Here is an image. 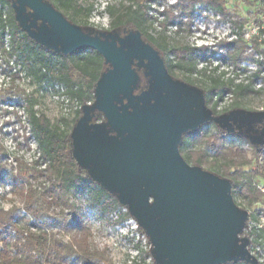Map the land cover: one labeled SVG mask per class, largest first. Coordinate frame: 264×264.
Segmentation results:
<instances>
[{
    "label": "trees",
    "instance_id": "16d2710c",
    "mask_svg": "<svg viewBox=\"0 0 264 264\" xmlns=\"http://www.w3.org/2000/svg\"><path fill=\"white\" fill-rule=\"evenodd\" d=\"M39 1L59 12L84 35L106 42L116 40L118 47L131 57L133 66L143 65L137 71L139 80H144L149 66H152L151 71L156 72L163 86L160 89L166 90L161 98L151 100L152 105L165 106L164 96H167L168 88L185 98L188 105H196L194 115L187 113L192 122L176 136L180 157L198 181H207L218 190L224 188L233 205H236L235 197L264 200V195L253 184L254 177L264 174L261 165L257 164L252 177L246 178L241 172L254 165L264 153V111L246 110L241 105L242 99L257 93L253 84L255 80L264 78V63L259 64L258 71L247 84L224 79L222 75H217L218 68L210 74L199 71L203 78L201 81L194 76L198 73L199 61L207 56V48L171 46L165 37L168 26L175 25L181 29L186 24L189 28L194 17L206 10L235 24L234 15L228 7L229 0H177L176 5L159 12L164 19L158 22L162 29L157 37L151 34V28L158 20L151 15L156 0H120L116 5H108L106 12L110 17V27L102 30H96L89 23L93 7L85 6L80 0ZM245 1L248 3L249 0ZM254 1L257 14L264 18V0ZM248 4L250 7L253 5L250 1ZM184 17L187 18L185 23ZM36 22L34 12L23 0H0V46L5 49L4 39L8 32L9 54L17 58L37 84L47 83L51 90L56 88L57 93L63 90L62 94L70 101H77L80 107L94 102L96 88L107 70L105 57L93 49L64 52L48 45L33 33L44 26L41 22L36 25ZM46 29L52 31L51 28ZM262 46L264 41H259V37L245 41L238 36L235 40L222 43V48L237 68L254 55H247L246 50L264 52ZM20 92L24 91L19 90V96ZM144 92H149V88L134 95L141 96ZM226 95H230L233 102L219 109L218 102ZM20 99L25 103L30 132L41 152L45 168L41 169L37 161L29 165L16 158V167L7 173L2 162L6 150L0 144V187L8 186L9 193L23 204V207H13L12 211L6 212L0 201V264H114L103 250L94 245L92 231L81 209L71 201L81 197L101 217L118 211L121 221L136 218L132 212L122 213L124 208H130L129 204L123 202L112 187L92 178L86 164L89 153L86 141H96L104 135L109 144L114 132L99 111L78 109L74 118L65 120L62 126L52 123L45 114L35 109L38 101L34 92L24 98L20 96ZM230 138L238 144L227 145ZM104 141L98 140L94 144L103 146ZM192 144L196 145L193 149ZM242 144L247 145L250 152ZM205 145L206 148H202ZM44 177L47 178V186L39 184ZM55 208L62 213L68 210L70 217L62 213L52 215ZM246 213V210H241L242 226L247 224ZM138 230L147 234L153 245L141 222ZM56 232L70 235V239L65 241ZM239 239L245 244L249 237L241 231ZM261 239L264 244V235L261 234L252 241V245ZM146 256L151 259L150 262L146 257H140L134 264H164L155 248L146 252ZM234 262L254 264L244 258L228 261L227 264Z\"/></svg>",
    "mask_w": 264,
    "mask_h": 264
},
{
    "label": "rangeland",
    "instance_id": "374dc122",
    "mask_svg": "<svg viewBox=\"0 0 264 264\" xmlns=\"http://www.w3.org/2000/svg\"><path fill=\"white\" fill-rule=\"evenodd\" d=\"M249 1L253 4L251 7L248 4ZM249 1L248 3H246L245 0L228 1V7L234 15L235 24L229 20H223L220 15L213 11L206 10L194 17L189 28L186 24H184L181 29L175 25L167 27L165 37L169 45H188L192 48H200L201 45H203L207 48V56L201 58L199 61L197 66L198 73L194 76V78L203 81V78L200 77L199 71H207V74H210V71L218 68L217 75H222L224 79H233L236 83L247 84L254 73L258 71L259 64L264 63L263 51L248 49L246 50V54L250 55V53H253L254 55L250 56L249 60H244L240 67L237 68L231 60L230 55H228L226 50L222 48L223 42H230L235 40L238 36H242L245 41H251L253 37H259V41H264V18H260L257 14V6H254L255 1ZM79 2L85 6L93 7L89 17V23L92 24L96 30H102L110 27V17L106 12V7L108 5H116L120 2V0H80ZM172 5H176V3H172V0H156V3L152 6L151 15L158 19L156 20L154 27L151 28V34L154 35V37H157L159 31L162 29L158 22L162 21L164 16L159 12L162 13L164 8ZM186 21L187 18L184 17V23ZM51 29L52 31L50 32V29L41 28L33 33L36 37L48 45L51 44L53 47L60 48L64 52L74 51L75 45L69 41L63 33H61L55 26ZM8 34V32L5 34V49L0 46V77H3L5 80L3 88L0 89V122L9 125L6 129L0 130V144L6 150V157L2 159V162L6 165L5 169L7 173H10L16 167V158L25 161L29 165L37 161L41 166L40 168L44 169L45 165L41 160V152L39 151L38 146L30 132L29 120L26 109L24 108L25 103H22L24 101L20 99V96L24 98L34 92L38 101L35 109L39 113L45 114L52 123L61 124L62 126L65 120L71 121L74 118L76 111L80 109V105L77 101H70L67 96L62 95V92L57 93L56 88L51 90L47 83H43L42 85L37 84L33 77L27 74L23 65L20 62H17V58L9 54L10 45ZM58 42H61L62 45H58ZM109 45L122 52L121 48L117 45L111 43H109ZM122 53L125 55V52ZM262 75L264 77V70ZM121 76L122 74L120 69L108 63L107 70L96 88V96L94 97L92 105L96 103L97 98L99 101V107L104 109L103 96L105 91L111 85L118 82L121 79ZM179 76H181V74H179ZM133 82H135V78ZM133 82L131 85L132 87L127 88L124 91V94H127L131 89H133ZM253 88L257 93L242 99L241 105L246 110L264 111V78L255 80ZM19 90L24 91L20 92V96L17 94ZM10 92L12 94H10ZM118 98L119 96H116L114 100L117 101ZM149 98L150 97L147 93L140 97L144 103H147ZM232 102V97L230 95H226L222 101L218 102V108H226L231 105ZM123 117L127 121L132 118ZM138 118L140 119V117H137V119ZM145 124L150 127L148 122H145ZM115 131L117 132V137H114L113 140L110 141L114 148L117 150L122 149L123 151V149L126 150L134 144L136 138L133 134L126 133L119 128H115ZM167 132V130L163 131V140H165V133ZM98 140L104 141L105 138L104 136H101L96 141L87 140L85 144L86 147H89L92 150L93 159L91 160L94 162L98 161V157H102L104 155L103 147H100L98 144H94V142L98 143ZM160 141L162 140L152 142V139H150L147 147L148 150L152 149V147ZM104 142L105 144L107 143L106 140ZM235 144H238V142L232 140L231 138L228 139L227 145ZM195 147L196 145H191L192 149ZM242 147L250 152L247 145L242 144ZM202 148L205 149L206 145L202 146ZM253 164L254 165L248 166L241 171L244 177H252V171L256 168L257 164L261 165L264 170V153L260 155L258 161H255ZM104 173L105 171H90L89 174L92 178L96 179ZM100 181L108 182L103 177H101ZM33 183L35 186H39V184L47 186L48 181L47 178L44 177L40 180L39 184L37 182ZM187 184L194 191L198 192L208 200H217L216 195L209 192L204 186L198 187V185L190 182ZM253 184L256 190L264 195V191H262V189L264 190V174L254 177ZM105 186L108 185L105 184ZM9 196L12 195L9 193L8 186L0 187V201L2 205L4 203L15 204V201L10 202L8 200ZM71 201L81 209L85 217V221L92 231V242L94 245L100 250H103L114 264H134V262L139 260L140 257H146L147 262L151 261V259L146 256V252H149L154 247L152 243H150L148 235H144L139 232L138 225L134 220H132V218L129 221H121L119 218L120 213L118 211L111 213L108 217H101L95 210H91L88 206V202L83 200L81 197L72 198ZM162 201L164 204H169L172 208L178 205L175 200L168 198H162ZM235 203L240 210L244 209L250 214L251 222L249 221L246 232L247 235H245V237L250 236L253 237V240H255L258 233L252 232L253 228L250 230L249 227L250 225L253 226L252 223L264 225V200L259 201L255 199H242L240 197H235ZM184 208V212L180 213L178 216L181 223L184 221L183 223L185 224L180 226L182 235L176 240L177 249H182L186 244V235L193 233L195 236H198L208 225V219L202 211L190 205H186ZM224 212L228 215H232V213H229L227 210ZM61 213L62 212L59 208H55L52 211V215L54 216L63 214L64 216L70 217V212L68 210L62 214ZM157 213L163 214L164 218L172 215L171 213L167 214L166 210L160 211V209H157ZM227 214H224V217H226ZM188 219H197V221H199L198 228L196 230L192 231L191 228L193 227L190 228V224H186ZM155 230L157 232H154V230L151 229V233H154L152 239L156 242L155 250L162 252L161 249H165L168 252L171 244L170 242L174 241H172V236L169 238L165 235L163 240L159 237L160 233H166L165 224L158 221ZM56 233L58 237L63 238L65 241L70 239V235L63 234L61 232ZM227 240L228 233L222 231L220 236L202 256V261L208 262L207 264H213L214 261L222 262L225 260H231V252L234 250V245L229 244ZM261 243L262 242L258 240V243H255L252 246L253 250L257 252L259 251V256L264 259V246ZM180 251L182 253V250ZM218 251H220L221 256L216 258V260L213 257H209V255L216 256ZM169 256H171L172 263L178 264L181 262L180 254L175 252L171 254L169 252Z\"/></svg>",
    "mask_w": 264,
    "mask_h": 264
},
{
    "label": "water",
    "instance_id": "95a60500",
    "mask_svg": "<svg viewBox=\"0 0 264 264\" xmlns=\"http://www.w3.org/2000/svg\"><path fill=\"white\" fill-rule=\"evenodd\" d=\"M23 1L34 12L37 19L36 25L41 22V24H44L43 28L45 29L55 26L75 45L74 50H96L105 57L107 64H112L120 69L122 74L121 79L111 85L104 93V109L99 107L97 98L94 105H85L82 109L101 112L114 132L113 138L117 137L115 128H119L126 133L133 134L136 140L132 146L126 150L123 149V151L122 149L117 150L111 143H109L111 146L107 143L100 146L104 149V155L98 157L97 162L91 160L93 159L92 150L87 147L86 150L89 153L87 154L86 164L90 168V171H105L96 180L101 182L100 179L103 177L108 181H102L101 183L112 187L119 194L123 202L129 204L131 212L136 216V218L132 217V219L137 223L138 228L140 222L145 226L151 239L154 234L151 233V229L157 232L155 230L157 222L161 221L165 224L166 233H160L159 237L163 240L165 235L169 238L172 236V241H174L170 242L168 252L165 249H161L162 252L156 251L164 264H177L172 263L169 252L171 254L174 252L180 254L181 262L178 264H207L208 262L202 261V256L220 236L222 231L228 233L227 241L229 244L234 245V250L231 252L232 258L231 260L222 262L214 261L213 264H226L228 261L240 258L257 264L256 259L251 256L248 250V246L250 245L249 240L246 239V243L244 244L239 239V233L246 226H242L241 223L243 220L241 218V210L233 209V203L224 188L218 190L211 187L207 181H198L197 177L187 169L178 152L179 145L176 134L187 129V126L192 122L189 121L187 113L194 115L196 105H188L185 99L176 98L177 95L173 93L172 88H168L167 96H164L166 102L164 107L152 105L150 103L151 100L154 98L158 99V97L161 98L162 92L166 91L160 89L163 86L158 81L156 72L151 71L152 66H149V71L146 74L152 82L151 88L147 92L150 98L147 103H144L140 97L146 92L141 96L134 95L139 79L131 64V57L127 52L124 55L122 49V52H120L109 45V43L115 44L116 42H106L89 35H84L59 12L39 0ZM58 45L61 46L62 43L59 42ZM134 78L135 82H133ZM132 82L134 83L133 89L124 94L127 88L132 87ZM116 96H119L117 101L114 100ZM174 98L178 99V104L182 103V105L174 106ZM130 107L132 108L131 110ZM123 116L132 118L127 121ZM137 117H140L141 120L137 119ZM145 122H148L150 127ZM166 130L168 132L165 133V140H163L162 134ZM150 139H152V142L156 140L162 141L148 150L147 147ZM189 182L198 185V187L204 186L209 192L216 195L217 200L211 201L200 195L187 184ZM151 197L154 198V202L148 206L147 202ZM162 198L175 200L178 205L172 208L169 204H164ZM186 205L202 211L208 219V225L198 236H195L193 233L186 235V244L182 249H177L176 240L182 235L180 226L185 224L183 223L184 221L181 223L178 216L184 212ZM144 207L145 209H143ZM134 209H139V211L143 209L144 211H141L143 216L137 215ZM157 209H160V211L166 210L167 214L171 213L172 215L164 218L163 214L157 213ZM225 210L232 213V215H228L224 212ZM224 214H227L226 217H224ZM246 215L248 221L249 215L248 213ZM142 218L144 221H142ZM198 222L197 219H188L186 224H190V228L193 227L191 229L194 231L198 228ZM152 241L155 248L156 242L153 239ZM242 247L246 248V253L242 251ZM180 250H182V253ZM236 252L238 255H236ZM220 256V251H218L216 256L209 255V257L215 258V260Z\"/></svg>",
    "mask_w": 264,
    "mask_h": 264
},
{
    "label": "flooded vegetation",
    "instance_id": "af4514ba",
    "mask_svg": "<svg viewBox=\"0 0 264 264\" xmlns=\"http://www.w3.org/2000/svg\"><path fill=\"white\" fill-rule=\"evenodd\" d=\"M114 42H116L115 44H117V46H118V43H117V41L116 40H114ZM140 59V58H139ZM142 67H143V65H138V66H133V69L135 70V72L137 73V75H138V70H140V69H142ZM145 78H146V80H145ZM150 82H151V80H150V77H148L146 74L144 75V80H139L138 81V85H137V87H136V89H135V91H134V93H136V94H139L141 91H143V90H145V89H150L151 88V84H150ZM179 96L177 95L176 96V98H178ZM181 98V97H180ZM183 98V97H182ZM183 99H185V98H183ZM173 100H175V101H173ZM172 101H173V105L174 106H179V104H180V106L182 105V103H179L178 104V99H173ZM92 105V104H91ZM90 105V106H91ZM153 202H154V198H150V200L147 202V204H148V206L149 205H152L153 204ZM233 209L234 210H239V208L234 204L233 205ZM126 210H127V212H131V209L130 208H125ZM143 209H145V207L143 208ZM143 209H141V211H144ZM141 211H139V209H134V212L137 214V215H139V216H143V214H141ZM140 213V214H139ZM142 221H144V219L142 218ZM243 249H242V251L244 252V253H246V248H244V247H242ZM248 248H249V246H248ZM237 251V250H236ZM237 253V252H236ZM236 255H238V253L236 254Z\"/></svg>",
    "mask_w": 264,
    "mask_h": 264
},
{
    "label": "built area",
    "instance_id": "2783aa9c",
    "mask_svg": "<svg viewBox=\"0 0 264 264\" xmlns=\"http://www.w3.org/2000/svg\"><path fill=\"white\" fill-rule=\"evenodd\" d=\"M62 93H63V90L61 91ZM63 95V94H62ZM65 96V95H64ZM68 98V97H67ZM69 99V98H68ZM70 100V99H69ZM92 103L91 102H89V103H87V104H85V105H91ZM84 105V106H85ZM83 108V106L82 107H80V109H82ZM264 186V185H263ZM262 186V187H263ZM262 191H264L263 189H262ZM123 212H127V210L124 208L123 209ZM248 213V212H247ZM248 215H249V219H248V221H247V224H246V226H245V228H244V233H245V235H247L246 234V232H247V228H248V224H249V221H250V214L248 213ZM133 220V219H132ZM251 222V221H250ZM252 225L253 226H251L250 225V230L252 229V232H256V233H258L257 235H261V234H263L264 235V225L263 224H260V225H257V224H254V223H252ZM249 242H250V245H249V248H248V250H249V252H250V254H251V256H253L255 259H256V261H257V263L258 264H264V259H262L259 255H260V253H259V251L257 252V251H255V250H253V246H252V241H253V237H250L249 236ZM262 243V245L264 246V244H263V240L261 239L260 240ZM227 264V263H226ZM229 264H238V263H229Z\"/></svg>",
    "mask_w": 264,
    "mask_h": 264
},
{
    "label": "clouds",
    "instance_id": "9594fccd",
    "mask_svg": "<svg viewBox=\"0 0 264 264\" xmlns=\"http://www.w3.org/2000/svg\"><path fill=\"white\" fill-rule=\"evenodd\" d=\"M101 23H103V22H101ZM4 84H5V80H4V78H3V77H0V89L3 88ZM0 123H3V122H0ZM8 200H9V201H15V204H13V203H4V204L2 205V207H3V209H4L6 212H10V211H12L13 207H23V204L21 203V201H19V200L17 199V197H15V196H9V197H8Z\"/></svg>",
    "mask_w": 264,
    "mask_h": 264
},
{
    "label": "snow or ice",
    "instance_id": "6c2138e0",
    "mask_svg": "<svg viewBox=\"0 0 264 264\" xmlns=\"http://www.w3.org/2000/svg\"><path fill=\"white\" fill-rule=\"evenodd\" d=\"M172 3H173V4L177 3V0H172ZM201 48L203 49L204 46L201 45ZM8 126H9V125H7V124H5V123H0V130H4V129H6ZM4 211H5V210H4ZM0 246H2V245H0Z\"/></svg>",
    "mask_w": 264,
    "mask_h": 264
}]
</instances>
